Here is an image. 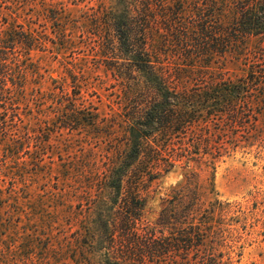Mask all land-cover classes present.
Here are the masks:
<instances>
[{"label": "rangeland", "instance_id": "1", "mask_svg": "<svg viewBox=\"0 0 264 264\" xmlns=\"http://www.w3.org/2000/svg\"><path fill=\"white\" fill-rule=\"evenodd\" d=\"M0 3L9 8L4 0ZM22 4L25 8L16 25L35 36L37 50L30 63L37 65L39 76L28 91L27 103L16 107L21 118L10 121L4 131L8 141L20 148L17 156L29 165L24 178L16 170L13 177L0 171L2 199L8 197L6 208L11 212L1 214L0 229L12 222L5 241L18 245L20 235L27 233L23 257L28 261L23 264H76L69 255H74L71 243L83 219L78 213L93 199L87 182L124 142L121 121L115 119L122 103L112 70L117 60L102 50L101 29L96 26L110 0H22L21 9ZM10 17L6 11L2 20L11 21ZM261 44L253 38L240 58L215 60L224 61L217 65L218 75L244 81L248 64L256 69L263 64L252 55ZM256 95L248 89L247 103L220 110L223 115L209 124L174 136L170 154L177 155L184 147L188 155L198 151L200 159L188 167L177 162L172 171L149 184L146 221L155 226L164 201H169L179 210L178 218L198 215L203 230L197 240L203 242L187 254L173 253L152 264H194L201 258H208L206 264H264V97L251 102ZM58 110H76L81 120L64 122L61 113L50 123V115ZM161 144L158 139L157 145ZM32 158L39 159V169L33 167ZM88 164V173H79ZM173 217L170 232L179 223Z\"/></svg>", "mask_w": 264, "mask_h": 264}, {"label": "trees", "instance_id": "2", "mask_svg": "<svg viewBox=\"0 0 264 264\" xmlns=\"http://www.w3.org/2000/svg\"><path fill=\"white\" fill-rule=\"evenodd\" d=\"M4 1L9 8L0 5V171L6 177L20 173L24 178L29 163L20 160V148L8 141L4 131L10 121L21 118L16 107L27 103L28 91L39 76L37 65L30 63L37 44L33 32L16 25L25 8L22 4L21 9L22 0ZM6 11L11 21L2 20ZM96 21L102 50L117 60L112 70L122 103L115 119L121 121L124 142L105 159L103 170L90 168L87 189L93 199L78 213L83 219L69 259L76 264H152L173 253L187 254L202 246L197 239H202L203 224L195 212L178 218L179 210L169 201H164L155 226L149 224V184L172 171L177 162L188 167L200 159L198 151L188 155L184 147L181 153L170 154L175 135L209 124L223 115L220 110L247 103L248 89L257 94L251 102L264 97V0H110ZM253 38L262 41L253 59L263 64L257 69L248 64L244 81L218 75L217 65L224 61L215 60L240 58ZM61 113L50 115V123ZM60 118L67 123L81 120L76 110L64 111ZM193 144L195 149L200 145ZM32 161L39 169V159ZM88 166L79 173L87 174ZM2 198L0 189V216L10 215L8 197ZM15 210L19 212V206ZM173 216L179 223L170 232ZM11 224L0 229V264H23L28 261L23 257L27 233L20 235L19 245L6 242ZM206 259L194 264H206Z\"/></svg>", "mask_w": 264, "mask_h": 264}]
</instances>
